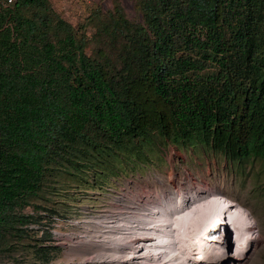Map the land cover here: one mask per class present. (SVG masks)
Masks as SVG:
<instances>
[{"label": "trees", "instance_id": "16d2710c", "mask_svg": "<svg viewBox=\"0 0 264 264\" xmlns=\"http://www.w3.org/2000/svg\"><path fill=\"white\" fill-rule=\"evenodd\" d=\"M111 1L0 4V264L53 261L65 197L155 139L264 169V0Z\"/></svg>", "mask_w": 264, "mask_h": 264}, {"label": "rangeland", "instance_id": "374dc122", "mask_svg": "<svg viewBox=\"0 0 264 264\" xmlns=\"http://www.w3.org/2000/svg\"><path fill=\"white\" fill-rule=\"evenodd\" d=\"M49 1L73 26L83 21L91 8L99 6L105 11L112 6L111 0ZM118 2L127 18H137L133 0ZM173 170L178 177L183 175L193 182L200 177L202 181L216 180L218 185H226L229 195L243 203L256 222L254 234L258 247L251 264H264V169L261 163L257 160L244 165L228 163L222 154L202 144L184 147L167 144L161 139L146 144L142 154L117 164L115 172L109 167L107 171H112L116 178H109L101 186L86 184L72 189L73 193L70 191L65 197L67 205L60 207L63 217L56 218L53 224V240L60 251L49 264H136L141 258L136 259L131 253L138 248L143 256L147 255L143 257L145 262L162 264L164 252H155L140 235L135 236L130 230L141 225L145 229L148 227L146 233L152 230V236L162 232L157 219L166 205L156 191L154 199L146 198L150 194L147 191L154 189L148 182L159 174L168 176ZM203 183L207 188L206 182ZM137 191L153 207L139 203L143 209L135 207L132 202L136 199H131ZM149 208L154 209L149 211Z\"/></svg>", "mask_w": 264, "mask_h": 264}, {"label": "bare ground", "instance_id": "6f19581e", "mask_svg": "<svg viewBox=\"0 0 264 264\" xmlns=\"http://www.w3.org/2000/svg\"><path fill=\"white\" fill-rule=\"evenodd\" d=\"M148 184L154 189L147 191L146 198L154 199L156 191L166 205L157 219L162 232L157 230L160 233L152 236V230L146 233L148 227L138 225L130 233L140 235L155 252L163 251L162 264H251L258 247L256 222L249 209L229 195L226 185L200 177L193 182L186 176L178 177L174 170L168 176L157 175ZM135 199V207H140L137 203L151 206L138 191L131 200ZM139 249L131 253L141 258L136 264H149Z\"/></svg>", "mask_w": 264, "mask_h": 264}, {"label": "built area", "instance_id": "2783aa9c", "mask_svg": "<svg viewBox=\"0 0 264 264\" xmlns=\"http://www.w3.org/2000/svg\"><path fill=\"white\" fill-rule=\"evenodd\" d=\"M16 0H0V4L2 6H9L11 4H13Z\"/></svg>", "mask_w": 264, "mask_h": 264}]
</instances>
